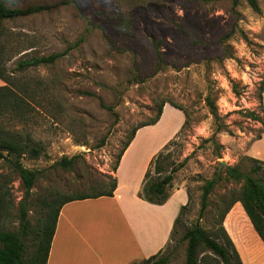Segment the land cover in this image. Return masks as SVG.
I'll use <instances>...</instances> for the list:
<instances>
[{
    "label": "rangeland",
    "instance_id": "374dc122",
    "mask_svg": "<svg viewBox=\"0 0 264 264\" xmlns=\"http://www.w3.org/2000/svg\"><path fill=\"white\" fill-rule=\"evenodd\" d=\"M4 1L16 8L53 6L0 27V64L29 90L26 113L0 114V134H17L43 150L38 158H21L38 172L28 201L32 224L53 196L91 192L102 175L115 176L133 128L154 118L159 104L172 102L187 112L189 125L164 151L177 166L186 160L170 193L184 188L190 203L163 255L170 264H186L185 232L198 222L218 230L224 200L240 186L226 178L225 167L251 174L254 159L264 162V0H258L259 11L247 0ZM66 50L53 65L16 67L20 60ZM207 97L215 102L218 122ZM168 118L143 138L156 147L171 137L178 123ZM64 157L75 159L73 169L58 165ZM0 174L11 195L1 228L18 231L25 189L9 161H0ZM216 174L220 181L199 219L202 188Z\"/></svg>",
    "mask_w": 264,
    "mask_h": 264
},
{
    "label": "trees",
    "instance_id": "16d2710c",
    "mask_svg": "<svg viewBox=\"0 0 264 264\" xmlns=\"http://www.w3.org/2000/svg\"><path fill=\"white\" fill-rule=\"evenodd\" d=\"M229 1L234 5H238L240 2V0ZM247 2L253 10L259 11L258 0H247ZM52 7L53 6H31L28 8H16L9 7L4 0H0V27L3 22L7 20L33 16L43 11L50 10ZM78 44L79 42L76 46H78ZM68 51L69 50L48 56L20 60L16 67L20 71H25L42 65H53L58 60L65 57ZM159 58H161L160 54ZM6 72V69L0 64V80L5 84L0 86V114L3 112H17V114L22 115L27 112L29 107L28 101L24 98V96L28 95V87L24 84H15L14 81L7 76L8 74ZM167 104L181 110L185 116V121L176 136L188 127L189 116L186 111L172 102H162L159 104L154 118L133 128L119 152L117 163L112 170L114 174L117 172L123 154L132 143L137 132L143 127L156 125L161 119L163 109ZM207 104L215 122H218L219 116L215 102L210 97H207ZM107 109L110 110L114 116H117L112 107H107ZM252 117L256 118V116ZM221 131L222 129L218 128L217 133ZM171 143L172 141L168 142L152 159L146 171L141 190L138 193L139 198L151 204L163 205L169 200L171 196L170 190L173 188L172 182L174 180V175L179 169L183 168L186 163V160H184V162L177 166L170 161L169 155L164 154V151ZM26 154L32 158H38L43 154V150L38 144L30 145L22 141L17 134H0V161L10 162L12 169L19 174L25 189V197L19 207L18 231L3 230L1 224L8 212L11 195L9 190H7V182H4L3 175L0 174V264H47L62 207L72 201L113 197L117 189L118 182L115 176L102 175L100 179L101 184H98L99 187L91 192L67 197L56 195L48 199L45 203L43 217L37 225H33L29 219L28 201L37 181L38 172L23 166L21 158ZM253 161L257 163V166L252 168L251 174H244L236 166L225 167L226 178L233 180L240 186L237 190L231 191L225 198L224 201L226 202H224V208L218 213V230L209 232L198 222L185 232L182 240L187 242L186 264H243L231 237L224 227L226 216L238 202L243 205L247 216L264 241V233L259 225L260 221H264V162L257 159ZM58 165L65 170L73 169L75 166V159L64 157ZM164 173L166 174L163 176ZM219 181L220 176L216 174L215 178L207 181L203 186L199 219L204 217L210 206L209 201L211 194ZM188 197V203L181 208L180 215L176 219L171 240L177 233V227L181 223L183 212L189 206V193ZM29 247L32 248L31 254H28ZM169 261V256L163 255V252H161L147 260L134 262L132 264H170Z\"/></svg>",
    "mask_w": 264,
    "mask_h": 264
},
{
    "label": "crops",
    "instance_id": "0c3cea01",
    "mask_svg": "<svg viewBox=\"0 0 264 264\" xmlns=\"http://www.w3.org/2000/svg\"><path fill=\"white\" fill-rule=\"evenodd\" d=\"M173 108L165 105L156 125L137 132L114 174L118 184L113 197L72 201L62 207L47 264H132L165 250L180 209L189 201L187 191L173 189L163 205L146 202L138 193L152 159L185 121L184 114ZM164 117L178 125L171 137L155 147L143 136L145 131H156ZM259 225L264 233V221ZM224 227L243 264H264V241L240 202L226 216Z\"/></svg>",
    "mask_w": 264,
    "mask_h": 264
}]
</instances>
